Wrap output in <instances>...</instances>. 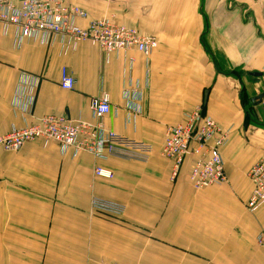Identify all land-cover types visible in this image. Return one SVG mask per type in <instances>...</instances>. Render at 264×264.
<instances>
[{
    "label": "crops",
    "instance_id": "obj_1",
    "mask_svg": "<svg viewBox=\"0 0 264 264\" xmlns=\"http://www.w3.org/2000/svg\"><path fill=\"white\" fill-rule=\"evenodd\" d=\"M88 12L77 23L113 16L157 36L139 50L108 56L90 41L64 53L58 42L25 39L0 23V135L47 114L94 121L93 96L109 95L102 121L150 143L148 161L97 160L35 140L0 148V264H264L256 236L264 204L247 209L248 171L264 159V0H67ZM63 67L75 77L60 85ZM36 85L29 99L21 86ZM34 88V87H33ZM201 107L230 130L222 149L226 183L193 187L195 156L176 176L162 154L167 127ZM101 165L112 178L96 176ZM93 196L125 206L121 216L91 211Z\"/></svg>",
    "mask_w": 264,
    "mask_h": 264
},
{
    "label": "built area",
    "instance_id": "obj_2",
    "mask_svg": "<svg viewBox=\"0 0 264 264\" xmlns=\"http://www.w3.org/2000/svg\"><path fill=\"white\" fill-rule=\"evenodd\" d=\"M88 15L84 8L67 0H0V23L5 28H16L19 44L25 39L42 44L58 42L65 53L80 41H90L107 56L112 52L126 53L131 50H139L149 56L159 44L157 36L118 23L113 16L93 19L87 27L80 26L77 20ZM60 85L66 90L75 88L76 79L67 67H63ZM21 87L23 91L17 94V98L28 96L24 108L29 110L36 85ZM90 108L94 121H73L65 115L51 113L36 123L13 126L9 132L0 135V148L19 151L28 142L43 140L46 143L57 142L62 152L72 150L75 156L80 152H89L97 160H149L153 150L150 143L129 138L105 126L102 118L111 110L106 92L93 96ZM230 130L204 115L201 107L188 114L183 123L167 127L162 154L173 161V175H177L184 159L193 155L196 160L190 180L194 188L204 189L226 183L228 177L222 149L229 142ZM94 174L105 178L114 175L111 169L101 165L95 167ZM248 176L254 187L246 206L249 211L256 212L264 204V159L252 165ZM124 210L125 206L116 201L99 196H93L91 200V211L121 216ZM256 241L264 247V227L256 236Z\"/></svg>",
    "mask_w": 264,
    "mask_h": 264
},
{
    "label": "water",
    "instance_id": "obj_3",
    "mask_svg": "<svg viewBox=\"0 0 264 264\" xmlns=\"http://www.w3.org/2000/svg\"><path fill=\"white\" fill-rule=\"evenodd\" d=\"M253 75H256V76H263V78H264V73H261V72H255V73H253ZM263 95H264V89H263L259 94H257V95L252 99V101L255 102V103H261V102H262Z\"/></svg>",
    "mask_w": 264,
    "mask_h": 264
}]
</instances>
